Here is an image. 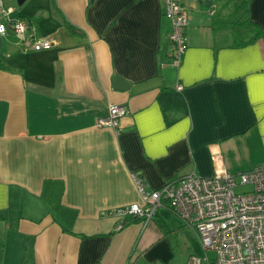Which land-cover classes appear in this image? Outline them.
I'll return each instance as SVG.
<instances>
[{
	"label": "crops",
	"instance_id": "obj_1",
	"mask_svg": "<svg viewBox=\"0 0 264 264\" xmlns=\"http://www.w3.org/2000/svg\"><path fill=\"white\" fill-rule=\"evenodd\" d=\"M1 1L54 44L0 36V264H168L189 231L176 216L115 231L112 212L141 203L135 174L153 191L264 165V0L240 13L260 29L246 45L229 22L243 0H176L189 19L177 68L164 0ZM110 104L127 110L119 132L96 126Z\"/></svg>",
	"mask_w": 264,
	"mask_h": 264
},
{
	"label": "built area",
	"instance_id": "obj_2",
	"mask_svg": "<svg viewBox=\"0 0 264 264\" xmlns=\"http://www.w3.org/2000/svg\"><path fill=\"white\" fill-rule=\"evenodd\" d=\"M164 4L171 25L166 56L169 64L177 68L186 48L188 13L176 0H164ZM11 13L12 9L4 8L0 0V36L10 30L25 50L53 46L52 39L36 37L28 19H14ZM180 89L176 86L177 91ZM126 114L124 106L110 104L106 116L98 119L96 126L119 132L118 121ZM133 180L141 203L112 212L120 218L115 231L124 228L126 217L142 220L145 227L159 209L167 208L192 232L204 252V257L191 256L188 264H264V165L236 175L222 171L202 177L191 172L153 191L147 190L140 175L135 174ZM247 186L249 191H234ZM208 252L215 255L212 263L206 256Z\"/></svg>",
	"mask_w": 264,
	"mask_h": 264
},
{
	"label": "rangeland",
	"instance_id": "obj_3",
	"mask_svg": "<svg viewBox=\"0 0 264 264\" xmlns=\"http://www.w3.org/2000/svg\"><path fill=\"white\" fill-rule=\"evenodd\" d=\"M16 2V0H15ZM250 187L236 188L235 193H243L249 191ZM175 222L173 219L172 227L175 228ZM170 261L168 264H188L191 256L204 257V252L202 251L199 242L195 239L194 235L190 231H182L178 233L177 236L173 237L172 243L169 246ZM206 256L212 263L214 259V253L208 252ZM158 264H164L158 262ZM205 264V263H203Z\"/></svg>",
	"mask_w": 264,
	"mask_h": 264
},
{
	"label": "trees",
	"instance_id": "obj_4",
	"mask_svg": "<svg viewBox=\"0 0 264 264\" xmlns=\"http://www.w3.org/2000/svg\"><path fill=\"white\" fill-rule=\"evenodd\" d=\"M247 1L248 0H243L239 4L235 3L231 8L232 14L229 22L236 25L234 27V39L237 42V45L252 43L256 41L260 35L259 27L240 14L243 11L242 9L246 7ZM64 26L69 32L76 34L74 27L66 23H64ZM0 67L3 68V65L0 64Z\"/></svg>",
	"mask_w": 264,
	"mask_h": 264
},
{
	"label": "water",
	"instance_id": "obj_5",
	"mask_svg": "<svg viewBox=\"0 0 264 264\" xmlns=\"http://www.w3.org/2000/svg\"><path fill=\"white\" fill-rule=\"evenodd\" d=\"M24 0H17V4L20 6L23 3ZM114 82L117 83L118 82V78H114Z\"/></svg>",
	"mask_w": 264,
	"mask_h": 264
}]
</instances>
